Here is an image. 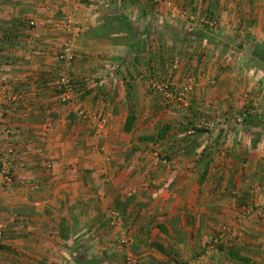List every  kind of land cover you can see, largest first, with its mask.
<instances>
[{"label": "crops", "instance_id": "0c3cea01", "mask_svg": "<svg viewBox=\"0 0 264 264\" xmlns=\"http://www.w3.org/2000/svg\"><path fill=\"white\" fill-rule=\"evenodd\" d=\"M169 1L213 25L171 26L163 1L0 0V264H127L124 229L142 264H264V218L238 219L264 183V0ZM191 77L159 102L154 83Z\"/></svg>", "mask_w": 264, "mask_h": 264}, {"label": "built area", "instance_id": "2783aa9c", "mask_svg": "<svg viewBox=\"0 0 264 264\" xmlns=\"http://www.w3.org/2000/svg\"><path fill=\"white\" fill-rule=\"evenodd\" d=\"M154 1H163L166 6H168V14L170 17L174 16H186V11L184 10H178L174 7V4L171 3L169 0H151ZM190 19L195 18L199 23L201 24H207L208 26L213 25L214 20L210 17H208L206 14H199L197 15H191L188 14ZM57 58L62 61L64 65H68L69 61V49L68 44H64L62 50L57 54ZM4 76H0V82L4 81ZM194 81V77H191L181 88V90L178 92V94H175L176 97H181L186 92L187 88L192 84ZM53 86L58 92L59 99L62 101L68 100L69 95L72 91H74V82L69 77L68 73L66 71H62L58 73L54 80H53ZM154 86H156L158 89L162 90V93L165 96H170L172 94L171 90L167 88L166 84L161 83H154ZM2 116L0 112V117ZM3 131L5 134H8V130L3 128ZM5 147L0 151V174L2 177L6 180L10 179L11 175V157L12 153L14 151V144L11 139L8 137L6 138ZM254 194L250 196L246 203H241L238 208V219L241 217H246L250 215L257 216L259 218H264V201H262V198L264 197V185H256L253 190ZM114 215L116 214L115 211H113ZM114 219L112 218L110 220V223H113ZM4 228V222L0 221V235L2 234ZM221 235H217L213 241H216L218 237H221ZM118 241L124 249V257L127 262V264H142L134 255L133 251L129 249V244L131 242V236L129 233H127V230H122V232L119 235ZM204 258V254H201L195 258V262L199 263Z\"/></svg>", "mask_w": 264, "mask_h": 264}, {"label": "rangeland", "instance_id": "374dc122", "mask_svg": "<svg viewBox=\"0 0 264 264\" xmlns=\"http://www.w3.org/2000/svg\"><path fill=\"white\" fill-rule=\"evenodd\" d=\"M172 2V1H171ZM173 4V3H172ZM239 8V10H238V12L237 13H241V11H240V7H238ZM183 9V8H182ZM167 13H168V11H167ZM186 14L188 15V14H191V15H197V14H194L193 12H191L190 10L189 11H187L186 10ZM243 14H246L245 12L243 13ZM168 16V21H166V23L167 24H170L171 26H172V22H174V20L176 19H181V18H183V19H185V20H187V21H190V22H197V20L195 19V18H193V19H190L189 18V16H181V17H178V16H174V17H170L169 16V14H167ZM162 22V21H161ZM161 23L160 22H158L157 23V25H160ZM152 25V24H151ZM152 26H156L155 25V23L152 25ZM200 27H202V28H206V29H208L209 27H204V26H202L201 24H200ZM157 28H159V29H161V26L160 27H157ZM156 27H155V29H154V33H155V30L156 31H158V29H157ZM161 36H162V38H164V36L161 34V33H159ZM128 62H130V61H127L126 62V64L128 65ZM126 64L124 63L123 65V67H125L126 68ZM127 72H128V70H127ZM168 79L169 80H167V81H170V77H168ZM178 79H179V77H178ZM175 80H176V78L173 80L174 82H175ZM172 82V81H171ZM168 84H169V82H167ZM169 86H170V84H169ZM173 86V85H172ZM174 87H175V85H174ZM167 88H169L168 86H167ZM179 88H180V85H179ZM178 88V89H179ZM153 89V88H152ZM171 89V92H172V94L170 95V96H165L163 93H162V90L161 89H155L154 88V92L155 91H157L158 92V100H159V102L161 101V102H167L168 101V103L170 102L171 104H170V106H172V105H176L175 103H176V101H177V99H176V95H175V92H177L178 90H174L173 88H170ZM180 91V90H179ZM165 100H167V101H165ZM159 108H160V106H159ZM161 109V108H160ZM159 109V110H160ZM247 109V108H246ZM248 110V109H247ZM249 112V111H248ZM243 114V113H242ZM242 115L241 114H238L237 115V120H241L242 119ZM260 126H263L264 127V125L261 123L260 124ZM262 127V128H263ZM264 129V128H263ZM1 151V150H0ZM258 185H260V184H258ZM261 185H264V183L263 184H261ZM260 185V186H261ZM69 247H71V246H69ZM66 254H67V257H71V258H74V259H77L79 256H80V254H81V252L79 251V249H75L74 247H71L70 249L68 248V252H66ZM123 254H124V252H123ZM76 255V256H75ZM78 256V257H77Z\"/></svg>", "mask_w": 264, "mask_h": 264}, {"label": "trees", "instance_id": "16d2710c", "mask_svg": "<svg viewBox=\"0 0 264 264\" xmlns=\"http://www.w3.org/2000/svg\"><path fill=\"white\" fill-rule=\"evenodd\" d=\"M211 3H214V1H212ZM207 13H208V14H211L210 10L207 11ZM116 18H117V16H116ZM105 25H106V27H105L103 24L101 25L100 29H103V28H104L105 31H102V33H100V34H103V35H105L106 37H112V34H111V33H108V32H107V29H106L107 26H108L109 24H107V23L105 22ZM96 32H97V31H96V28H94L93 32H91L90 35H88V36H91V34H98V33H96ZM87 34H89V32H87V31L84 32V35H87ZM98 36H99V35H98ZM258 55H259V57H261V59L264 61V51L258 53ZM67 73H68V72H67ZM68 75H69V77L71 78V76H70L69 73H68ZM165 81H166V80H160L158 83L166 84V86L169 87V84H168L167 82H165ZM249 114H250V113H249L248 111H246L245 114H244L243 120H245V117H247ZM132 121H133V114H132V112H128V113L126 114L125 121H124V123H123V129H124V130H128L129 127H130V125H131V123H132ZM192 127H193L194 131H196V132H200V131H204V130H205L204 128H201V127H199V126H192ZM167 129H169V125L163 124L162 126H159L158 129H157V135H158V136H162V134H163ZM146 136H150V134H149V135H144L143 137H146ZM0 246H1V245H0Z\"/></svg>", "mask_w": 264, "mask_h": 264}]
</instances>
